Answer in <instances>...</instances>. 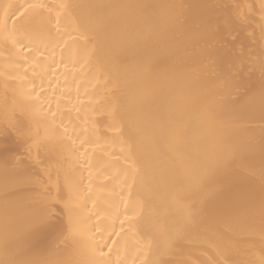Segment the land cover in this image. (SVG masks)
Returning a JSON list of instances; mask_svg holds the SVG:
<instances>
[{
    "label": "bare ground",
    "instance_id": "obj_1",
    "mask_svg": "<svg viewBox=\"0 0 264 264\" xmlns=\"http://www.w3.org/2000/svg\"><path fill=\"white\" fill-rule=\"evenodd\" d=\"M262 97L264 0H0V262L264 264Z\"/></svg>",
    "mask_w": 264,
    "mask_h": 264
},
{
    "label": "snow or ice",
    "instance_id": "obj_2",
    "mask_svg": "<svg viewBox=\"0 0 264 264\" xmlns=\"http://www.w3.org/2000/svg\"><path fill=\"white\" fill-rule=\"evenodd\" d=\"M39 7H43V5H38ZM21 7H23V6H21ZM27 7H37V5H28ZM67 6L66 5H60V8L61 9H64V8H66ZM58 17H59V13H57V20H56V23L57 24H59V19H58ZM262 99H264V97H262ZM70 228H71V221H70ZM98 251H99V255L100 256H103V255H105V253L103 252V250H102V248L101 249H98ZM0 264H2V262H0ZM98 264H103V262L101 261V262H98Z\"/></svg>",
    "mask_w": 264,
    "mask_h": 264
}]
</instances>
